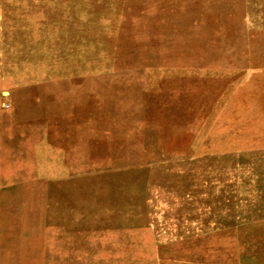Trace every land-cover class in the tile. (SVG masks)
<instances>
[{
  "label": "rangeland",
  "instance_id": "1",
  "mask_svg": "<svg viewBox=\"0 0 264 264\" xmlns=\"http://www.w3.org/2000/svg\"><path fill=\"white\" fill-rule=\"evenodd\" d=\"M0 264H264V0H0Z\"/></svg>",
  "mask_w": 264,
  "mask_h": 264
}]
</instances>
